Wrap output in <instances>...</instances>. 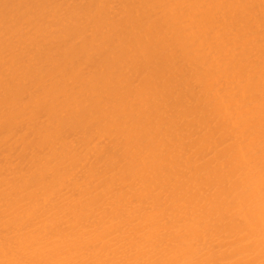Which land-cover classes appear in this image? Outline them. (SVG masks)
<instances>
[{
    "label": "bare ground",
    "instance_id": "6f19581e",
    "mask_svg": "<svg viewBox=\"0 0 264 264\" xmlns=\"http://www.w3.org/2000/svg\"><path fill=\"white\" fill-rule=\"evenodd\" d=\"M0 264H264V0H0Z\"/></svg>",
    "mask_w": 264,
    "mask_h": 264
}]
</instances>
